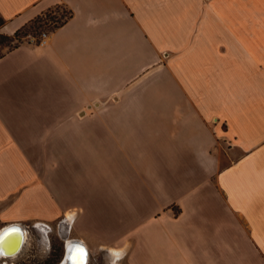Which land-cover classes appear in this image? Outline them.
<instances>
[{
	"label": "crops",
	"instance_id": "0c3cea01",
	"mask_svg": "<svg viewBox=\"0 0 264 264\" xmlns=\"http://www.w3.org/2000/svg\"><path fill=\"white\" fill-rule=\"evenodd\" d=\"M56 7L0 58V215L65 213L122 264H264V0H0V32Z\"/></svg>",
	"mask_w": 264,
	"mask_h": 264
},
{
	"label": "rangeland",
	"instance_id": "374dc122",
	"mask_svg": "<svg viewBox=\"0 0 264 264\" xmlns=\"http://www.w3.org/2000/svg\"><path fill=\"white\" fill-rule=\"evenodd\" d=\"M68 17V11L63 7L54 8L51 13L46 12L31 20L21 35V43L40 42L43 33L50 32L54 25L64 21ZM20 43V44H21ZM30 164L34 167L37 175L46 180L50 179L54 184H58V157L28 156ZM35 203V202H34ZM32 201L27 199L17 201L9 206V209L0 215V228L17 222L26 231V239L21 251L15 256L0 259V264H58L66 251L65 244L69 239L76 238L73 222L63 217L45 221L40 219L26 220L27 209L35 207ZM5 204H0L1 209ZM37 207V204H36ZM25 217L24 220H12L13 217ZM50 226L46 228L44 226ZM65 249V250H64ZM110 252V250H109ZM124 256V254H123ZM123 256L114 258V252H104L96 249L89 250L88 264H122ZM124 262V261H123Z\"/></svg>",
	"mask_w": 264,
	"mask_h": 264
},
{
	"label": "bare ground",
	"instance_id": "6f19581e",
	"mask_svg": "<svg viewBox=\"0 0 264 264\" xmlns=\"http://www.w3.org/2000/svg\"><path fill=\"white\" fill-rule=\"evenodd\" d=\"M69 216L71 217V214H69ZM14 224L19 225L17 222H14V223L11 222L0 228V234H1L0 237H2V240H0V251H2L3 253L0 255L1 256L5 255L3 257H9L13 255L14 252L20 247L21 243H22L21 247L23 246L24 241L26 239V231L23 232L24 234L22 236L20 235V232L15 233V232L9 231L12 228H16ZM77 244H79V246L86 249L87 251L86 264H88L89 250L86 244L82 240L77 239V238L69 239L68 241H66V246H65L66 254L59 264H81V261L79 260L73 261V260L68 259V257L73 254V250Z\"/></svg>",
	"mask_w": 264,
	"mask_h": 264
},
{
	"label": "trees",
	"instance_id": "16d2710c",
	"mask_svg": "<svg viewBox=\"0 0 264 264\" xmlns=\"http://www.w3.org/2000/svg\"><path fill=\"white\" fill-rule=\"evenodd\" d=\"M57 8V7H56ZM53 10V9H52ZM48 11L51 13V11ZM45 14V13H44ZM63 22V21H62ZM61 22V23H62ZM2 23V19L0 18V24ZM29 23V22H28ZM27 23V24H28ZM61 23H59L57 26L54 25V28L58 27ZM27 24H25L23 27L15 31L12 35H7L0 32V58L8 51H11L12 49L18 47L20 45L21 38L24 35H21L22 32L25 30ZM53 28V29H54ZM52 29V30H53Z\"/></svg>",
	"mask_w": 264,
	"mask_h": 264
},
{
	"label": "snow or ice",
	"instance_id": "6c2138e0",
	"mask_svg": "<svg viewBox=\"0 0 264 264\" xmlns=\"http://www.w3.org/2000/svg\"><path fill=\"white\" fill-rule=\"evenodd\" d=\"M69 219H71V217H69ZM9 231L19 233L20 230L18 228H12ZM0 240H2V237H0ZM0 254H3L2 251H0ZM114 255H118V254L114 253ZM68 259L73 260V261L79 260L81 261V264H86L87 251L83 247L79 246V244H77L73 250V254L70 255Z\"/></svg>",
	"mask_w": 264,
	"mask_h": 264
},
{
	"label": "water",
	"instance_id": "95a60500",
	"mask_svg": "<svg viewBox=\"0 0 264 264\" xmlns=\"http://www.w3.org/2000/svg\"><path fill=\"white\" fill-rule=\"evenodd\" d=\"M16 224V223H15ZM14 224V225H15ZM19 224V223H18ZM16 226V228H18L20 231V235L22 236L24 233L23 232H25V229L23 228V226L22 225H15ZM1 235V234H0ZM21 245H22V243H21ZM21 245H20V247L14 252V254L21 248Z\"/></svg>",
	"mask_w": 264,
	"mask_h": 264
},
{
	"label": "flooded vegetation",
	"instance_id": "af4514ba",
	"mask_svg": "<svg viewBox=\"0 0 264 264\" xmlns=\"http://www.w3.org/2000/svg\"><path fill=\"white\" fill-rule=\"evenodd\" d=\"M46 228H50V226H46V225H44ZM25 242V241H24ZM24 245V244H23ZM65 246H66V244H65ZM23 247V246H22ZM22 247L15 253V254H13V255H11V256H9L8 258H10V257H15L20 251H21V249H22ZM65 250V249H64ZM65 254H66V252L64 253V255H63V257H62V259L64 258V256H65ZM1 256V255H0ZM2 256H5V255H2ZM7 258V257H6ZM0 259H2V257H0ZM62 261V260H61ZM60 261V262H61ZM60 262H58V264L60 263Z\"/></svg>",
	"mask_w": 264,
	"mask_h": 264
},
{
	"label": "built area",
	"instance_id": "2783aa9c",
	"mask_svg": "<svg viewBox=\"0 0 264 264\" xmlns=\"http://www.w3.org/2000/svg\"><path fill=\"white\" fill-rule=\"evenodd\" d=\"M48 33H43L42 36L43 38L40 40V42L47 36ZM45 225V224H44Z\"/></svg>",
	"mask_w": 264,
	"mask_h": 264
}]
</instances>
